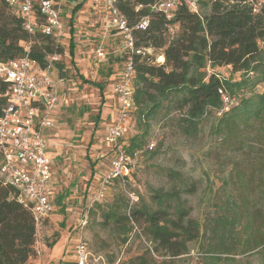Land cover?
Returning a JSON list of instances; mask_svg holds the SVG:
<instances>
[{"label": "rangeland", "instance_id": "374dc122", "mask_svg": "<svg viewBox=\"0 0 264 264\" xmlns=\"http://www.w3.org/2000/svg\"><path fill=\"white\" fill-rule=\"evenodd\" d=\"M66 1L70 6L69 11L77 5L79 8L73 15L71 25L74 31V56L69 51L70 20L64 12L62 21L67 27L54 40L63 48V53L56 59L63 67L59 69L54 66L53 69L55 81L61 78L57 81L61 106L54 116L51 137V152L55 155L53 190L54 193L57 191L58 196L63 195L60 203L63 210L59 209V204L55 205L52 214L38 230L37 257L26 264H63L61 259L68 258L67 249L80 234L93 253L90 262L94 264H123L128 260L144 264H231L232 260L260 264L263 246L251 240L213 246L214 251L210 252L212 245L207 228L216 216L225 211L223 207L235 208L240 205L245 216L254 215L264 221V194L261 195L254 187L257 177L248 176L255 167L253 158L257 144L244 154L236 141L221 139L214 133L218 117L213 111L202 118L198 132L188 137L181 135L177 128L178 110L170 113V119L150 121L142 149L132 155L131 180L124 189L118 184L111 186L105 197L88 210L84 227L81 230L77 227L78 219L86 211V203L81 198L84 190L93 176L107 171L109 150L101 143V133H97V130L103 129L101 117L111 101V84L122 67L123 50L121 35L107 26L102 0ZM203 1L206 4H201L199 10L202 16L209 13L213 0ZM221 1L225 3L227 0ZM167 38L170 39V36ZM99 46L103 51L107 50L103 58L97 56ZM259 47L264 52L263 42H259ZM161 53V48H146L141 59L148 57L154 62L161 61ZM108 70L112 72L110 76L106 75ZM205 70L209 73L212 68L206 66ZM213 70L219 77L239 79L242 76L240 72H233L230 66L215 67ZM80 75L89 81L101 82L104 87L102 94L93 84L83 82ZM247 77L253 80L257 74L249 73ZM263 90L262 83L248 86L240 92L241 98ZM98 110L100 121L95 123ZM129 127L133 133H141L143 127L138 122L137 114L130 116ZM250 132L249 137L253 139L254 130L250 129ZM106 150V158L98 156V153ZM171 170L178 175L173 176ZM245 179L252 181L249 188L241 186ZM182 183L193 186L191 192H180V197L189 211V217L199 224V236L187 242L186 253L173 257L162 248L156 250L155 243L146 233L143 220L134 221L132 231L122 241L118 235L121 228L110 218L104 217L118 197L123 200L128 198L129 203L133 201L136 206L145 203L154 209L155 203L151 199L154 190L172 191L179 189ZM128 191L133 192L136 201L131 199ZM247 231L240 228L238 236L244 237ZM226 248L231 253L222 251ZM214 256L221 260L213 261L211 257Z\"/></svg>", "mask_w": 264, "mask_h": 264}, {"label": "trees", "instance_id": "16d2710c", "mask_svg": "<svg viewBox=\"0 0 264 264\" xmlns=\"http://www.w3.org/2000/svg\"><path fill=\"white\" fill-rule=\"evenodd\" d=\"M157 1L160 0H116L117 7L132 27L136 46L144 49L161 48L164 58L161 63L148 57L141 59L144 50L134 55L135 90L131 115L137 114L143 129L140 134L129 130L128 138L123 144L125 151L133 155L135 151L142 149L150 121L170 119V113L178 110L180 115L176 119L177 128L181 135L188 137L198 132L202 118L213 111L218 117L214 133L221 139L236 141L244 154L257 144L253 158L255 167L248 176L257 177L254 187L263 195L264 90L243 98L240 92L248 86L264 84V52L259 47V42L264 43V4H260L258 12H253L251 0H227L225 3L213 0L209 5V13L203 16L190 12L181 4L173 17L167 20L160 11L152 8ZM198 4L200 10L201 4L206 3L198 0ZM78 8L79 5L72 8V16ZM145 18L148 19L147 26L143 29L137 27ZM70 32L69 51L73 57L75 42L72 28ZM29 38L22 26L21 16L0 0V61L21 56ZM34 38L29 56L42 66L48 63L46 56L63 53V48L54 42L55 37L37 34ZM52 66L53 69L54 66L62 69L63 64L52 60ZM206 66L212 68V71L208 73ZM220 66H230L233 72H240L242 76L239 79L219 77L213 69ZM249 73H256L257 77L251 80L247 77ZM109 74L110 71L107 72ZM80 78L102 91L101 82L89 81L82 75ZM7 86L6 81L0 80V113L6 103ZM220 88L236 97L237 101L229 111L218 116L217 112L222 106L218 93ZM94 120L98 122L99 112ZM250 129L254 130L253 139L249 137ZM171 174L178 175L172 170ZM131 175L132 170L130 177ZM130 177L123 185L115 181L112 186L118 184L122 188L126 187ZM251 184V180L245 179L241 186L249 188ZM192 188V185L184 186L182 183L179 189L172 191L154 190L151 195L155 203L154 209L145 203L136 206L133 201L129 203L128 198L123 200L118 197L104 213V217L110 218L121 228L118 235L122 241L132 231L134 221L143 220L150 241L155 243V249L162 248L175 257L186 253L187 242L199 236V224L189 217V211L180 197V192L188 193ZM128 192L133 195V192ZM15 193L14 188L5 185L0 179V264H26L35 259L38 253L37 233L49 217L36 223L31 209L19 203L14 197ZM62 200L63 195L58 196L57 203L61 210ZM97 203L99 202L95 204ZM223 209L225 211L216 216L207 228L212 245L210 252L214 251L213 246H225L232 241L244 243L248 240L263 246L264 251V221L254 215L245 216L240 205L235 208L226 206ZM240 228L248 230L244 237L238 236ZM222 251L231 253L227 248ZM90 252L93 256L91 249ZM262 255L260 264H264V253ZM211 258L216 262L221 260L216 256ZM232 262L231 264H245L236 260ZM123 264L144 262L128 260Z\"/></svg>", "mask_w": 264, "mask_h": 264}, {"label": "built area", "instance_id": "2783aa9c", "mask_svg": "<svg viewBox=\"0 0 264 264\" xmlns=\"http://www.w3.org/2000/svg\"><path fill=\"white\" fill-rule=\"evenodd\" d=\"M6 6L22 18V26L29 35L24 53L16 58L0 61V80L6 81V103L0 113V179L15 190V199L31 209L34 220L39 223L52 211L49 198L51 182V159L46 153L43 131L52 125L51 116L58 104L57 81L54 79L52 60L58 55H48L45 66L29 56L30 46L37 34L58 37L63 29L62 15L66 0H2ZM107 25L121 35L122 67L119 80L112 87L116 102V113L104 131V141L109 150V168L95 187L91 202H100L115 181L122 185L128 181L133 156L126 152L123 144L130 130L129 119L133 110L135 90L134 55L144 48L136 46L131 25L116 5V0H102ZM199 14L198 0H160L152 8L170 20L179 5ZM253 12H258L264 0L250 1ZM148 19L137 25L145 28ZM171 30V28H169ZM97 56L103 57L99 46ZM159 62V61H157ZM161 63V62H159ZM220 116L236 103V97L224 89H218ZM152 144L150 145V147ZM136 153L134 152L133 155ZM131 199L134 196L129 193ZM89 206L79 223L81 230L86 224ZM81 232V231H79ZM73 264H90L91 252L88 243L78 235L73 247Z\"/></svg>", "mask_w": 264, "mask_h": 264}, {"label": "crops", "instance_id": "0c3cea01", "mask_svg": "<svg viewBox=\"0 0 264 264\" xmlns=\"http://www.w3.org/2000/svg\"><path fill=\"white\" fill-rule=\"evenodd\" d=\"M68 7H70V6L66 2L65 3V8H64V13H65V16H68L69 17V20H70L71 19V16H72V10L69 11L70 9ZM72 18H73V16H72ZM106 22H107V20H106ZM69 23H70V21H69ZM65 25H66V23H63V29H62L61 35L63 34L64 29L67 27ZM71 28L73 30V27H71V24H70V28H69V38L71 36V32H70V29ZM117 34H119V33L117 32ZM73 35H74V31H73ZM73 41H74V36H73ZM120 43H121V39H120ZM106 53H107V50L105 49L104 54H106ZM103 57H100V58H103ZM159 58H162V60L159 61V62H163V60H164L163 56H159ZM108 71H110V70H108ZM120 72H121V69L117 73V76L116 77H113L115 79H114L113 83L111 84V94H110V97H109L111 101H110V104L108 103V105L106 106V112H105V114L103 115V117H101L102 118L101 121H103V122H101V125L103 126V129L101 128V130H97V133L98 132L101 133V138H100L101 143H103L107 147V149H108V146L105 143L104 138H103L104 137V131H105L106 125L109 124L111 121H113V118H114L115 113H116V102H115V98H114V96L112 94V87L119 80ZM111 74H112L111 71H110V74L109 75H107V73H106L107 76H110ZM60 79L61 78H57L56 81L59 82ZM58 82H56L57 83V88H58V104L55 107V109L53 111V114L51 116L52 125L50 127L46 128L43 131V136H44L45 142H46V153H47V155L51 159V182H50L49 198H50V202H51V205H52V211H51L50 214H52L53 210L55 209V205L58 204L57 203V198H58L57 191H56V193H54V190H53L54 189V186H53V184H54V179H53V172H54L53 171V165H54L55 155H52V152H51V146H52L51 145L52 144L51 137L53 135L52 131L54 130V128H52L53 127V122H54V116L57 114V111H58L59 107L61 106V103H60V90H59V83ZM102 92H103V89H102V91H100V93L102 94ZM102 102H103V98H102V101L100 103V107H101ZM98 112H99V120H98V122H99L100 121V111L98 110ZM98 122H95V123H98ZM98 154H99L98 155L99 157L106 158V154H108V151L106 150L105 152H100ZM108 168H109V159H108V162H107V169ZM104 173L93 176L90 179L89 186L84 190L85 194H83L81 198L86 203V208L89 206V204L91 202V199H92V196H93V193H94V190H95V187L98 184L99 180L101 179V177L103 176ZM85 203H83V205H85ZM91 207L89 206V208H91ZM84 213H85V211H84ZM82 217H83V215L78 219L77 227H79V223H80ZM74 239L76 240V238H74ZM75 240H74V242L67 249L68 258L61 259L63 264H73L74 257H75L74 251H73V247H74V244H75Z\"/></svg>", "mask_w": 264, "mask_h": 264}, {"label": "bare ground", "instance_id": "6f19581e", "mask_svg": "<svg viewBox=\"0 0 264 264\" xmlns=\"http://www.w3.org/2000/svg\"><path fill=\"white\" fill-rule=\"evenodd\" d=\"M162 58H160V60H161Z\"/></svg>", "mask_w": 264, "mask_h": 264}]
</instances>
